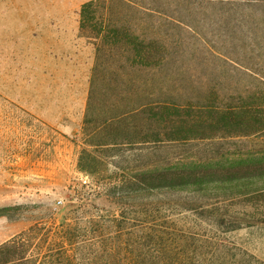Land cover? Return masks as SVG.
Segmentation results:
<instances>
[{
    "label": "rangeland",
    "instance_id": "374dc122",
    "mask_svg": "<svg viewBox=\"0 0 264 264\" xmlns=\"http://www.w3.org/2000/svg\"><path fill=\"white\" fill-rule=\"evenodd\" d=\"M90 1L93 0H0V209L20 208L11 209L9 216L0 217V245L36 224H59L73 210L82 208L85 218L96 214V208L104 214L119 213V207L126 199L118 201L114 198L113 186L122 175L135 173L136 168L162 167L180 157L186 160L217 157L215 163L227 165L234 157L246 156L259 148L257 140L238 139L216 141L209 147L206 143L193 142L188 146L161 150L148 146L146 150L137 151L136 145L120 146L116 150L96 149L103 159L98 173L90 175L82 171L79 166L82 150H95L87 147L83 130L91 81L97 66L96 43L80 31L81 8ZM130 1L132 8L113 3L114 20H121L150 37L159 22L163 25V33L170 36L169 40L199 45L192 34L172 30L165 19L150 17L149 13L137 14L136 2L152 9L157 7L153 0ZM175 16L191 21L215 47L228 52L234 45L223 47L224 41H221L228 36L252 35L264 41V26L257 18H254V25L248 22L237 32L233 25L220 23L229 18L246 22L247 14H234L225 19L217 10L200 9ZM176 60L159 76L147 69L132 73L130 78L135 92L133 99L128 97L125 102L121 96L112 93L115 86L110 82L117 67L111 66V60H104L103 68L97 72V87L99 90L112 88V95L102 111H110L116 105L136 106V83L141 96L145 94L144 102L153 100L154 93L156 97L163 92L178 105L197 106L210 100L228 105L234 102L232 98L236 93L264 89L255 80L213 58L197 55ZM121 137L136 140L135 133ZM230 185L224 188H230ZM132 187L136 189V186ZM218 188L196 194L197 199L188 188L185 191L165 189L161 194L145 192L138 197L140 199H134L135 205L156 206L159 201L163 203L161 212L154 214L152 211L138 219L166 223L171 234L175 232L173 228H177L213 236L219 232L192 212L179 215L181 210L175 201L215 204L224 200L223 192H228L231 199L220 204L221 211L253 223L250 227L244 225L226 233L224 237L264 262V195L246 197L240 193L247 192L246 188H241L244 191ZM250 189V193L264 191V181L256 182Z\"/></svg>",
    "mask_w": 264,
    "mask_h": 264
},
{
    "label": "trees",
    "instance_id": "16d2710c",
    "mask_svg": "<svg viewBox=\"0 0 264 264\" xmlns=\"http://www.w3.org/2000/svg\"><path fill=\"white\" fill-rule=\"evenodd\" d=\"M130 2L93 0L81 8L80 31L96 43L97 50V66L91 81L83 129L87 147L95 150H82L79 158L81 170L90 175L98 173L103 159L96 149L116 150L127 145H136L137 151H143L148 146L161 150L201 142L209 147L216 141L247 139L257 140L259 148L246 156L234 157L227 165L215 163L217 157L198 160L180 157L162 167L136 168L135 173L122 175L113 186L114 198L118 201L126 199L119 207V213L104 214L96 208V214L85 218L81 208L82 212L79 209L71 211L59 224H36L0 245V264H264L224 237L226 233L237 231L244 225L250 227L253 223L221 211L220 204L231 199L228 192H223L224 200L215 204L175 201L181 210L179 215L192 212L219 232L213 236L183 232L177 228H173L175 232L171 234L166 223L138 219L152 211L154 214L161 212L162 202L158 201L156 206L134 203V199H140L138 197L145 192L161 194L165 189L185 191L188 188L196 195L217 191L220 186L226 191H244L241 188H246L248 194L240 192L246 197L264 195V191L250 193L251 185L264 181V89L236 93L232 98L234 102L228 105L210 100L197 106L178 105L166 98L163 92L160 96L155 97L156 93L151 95L154 101L144 102L145 94L141 96L136 83V106L116 105L110 111H102L103 106L111 101L112 88L99 90L97 87V72L103 68L104 60H111V66L117 67L110 82L115 86L112 93L121 96L125 102L128 97L133 99L135 92L130 78L132 73L147 69L159 76L170 68L173 60L197 55L222 62L264 86V41L252 35L241 38L236 34L231 38L228 36L221 40L224 41L223 47L234 45L228 52L215 47L212 40L204 37L191 21L175 16L200 9L217 10L224 14L225 19L234 14H247L246 22L239 18L220 22L233 25L237 32L248 22L254 25L256 18L264 26V0H153L157 7L152 9L136 2L137 14L149 13L150 17L165 19L172 30L192 34L198 46H191L184 40H169L171 38L163 33L159 20L160 25H155L152 37L145 32L139 33L137 29L135 31L121 20H114L113 3L132 8ZM123 86L127 88L123 89ZM134 121L136 125H133ZM126 133H135L136 140L121 137ZM93 138L96 140L92 141ZM228 184H231L230 188H224ZM11 209L20 208H2L0 217L9 216ZM141 230L142 234L139 233Z\"/></svg>",
    "mask_w": 264,
    "mask_h": 264
}]
</instances>
